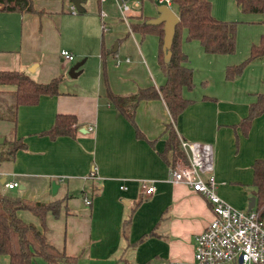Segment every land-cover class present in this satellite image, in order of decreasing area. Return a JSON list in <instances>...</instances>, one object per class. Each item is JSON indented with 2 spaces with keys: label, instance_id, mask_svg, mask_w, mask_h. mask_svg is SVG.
<instances>
[{
  "label": "crops",
  "instance_id": "crops-1",
  "mask_svg": "<svg viewBox=\"0 0 264 264\" xmlns=\"http://www.w3.org/2000/svg\"><path fill=\"white\" fill-rule=\"evenodd\" d=\"M106 2L84 0L80 13L70 11L72 0H33L35 11L0 9V70L30 74L34 65L31 76L47 82L66 75L69 63L63 62L60 51L68 49L84 60L81 84L97 86L95 92L86 89L89 92L80 96L60 90L58 95L41 96L37 104L19 106L13 139H22L26 147L0 164V188L39 201L67 196L69 210L51 221L49 237L56 245H65L78 264H199L193 238L211 220L212 208L205 196L187 184L171 181L172 166L161 155L169 137L167 126L173 123L180 138L212 144L217 192L233 206L242 205L254 189L253 163L264 158V112L252 119L248 129L241 124L260 92L230 85L223 93L193 97L184 87L183 95L192 102L175 120L162 97L142 99L134 111L136 127L110 102L107 86L116 94L127 95L163 84L166 77L158 59L159 36L147 33L156 36L147 44L146 35L116 20L120 18L116 0L112 1L114 7ZM101 9L109 13L111 30L101 26ZM135 9L129 15L138 21L154 17L135 14ZM121 39H130L126 42L130 50L108 61L107 53L119 52ZM116 40L119 46L112 52ZM187 45L182 41L190 57L192 49ZM90 60L97 63L96 82L87 80ZM238 76L228 79L235 81ZM0 89L15 86L0 84ZM58 113L76 116L80 126L75 136L53 139L41 134L54 124ZM93 170L95 177H89ZM3 178L18 181V191L17 187L6 188ZM143 178L153 180L154 195L143 194ZM53 181L58 184L56 193ZM78 190L81 197L70 194ZM85 196L91 197L90 204L85 203ZM18 214L41 227L31 211L20 209ZM0 264H10V256L0 254Z\"/></svg>",
  "mask_w": 264,
  "mask_h": 264
},
{
  "label": "trees",
  "instance_id": "trees-1",
  "mask_svg": "<svg viewBox=\"0 0 264 264\" xmlns=\"http://www.w3.org/2000/svg\"><path fill=\"white\" fill-rule=\"evenodd\" d=\"M180 16L171 46V57L164 60L163 23L149 24V18L132 22L131 27L142 35L147 33L159 36L160 49L159 64L166 80L158 88L149 86L140 88L136 93L116 94L107 86V97L136 127L134 111L142 99L162 97L175 120L180 113L192 102L186 98L182 90L191 89L193 82V68L188 65L189 57L182 48L183 30L186 29L185 39L198 40L208 53L229 54L236 50L237 24L235 21L222 20L212 14L211 0H171ZM243 12H264V0H236ZM0 9L35 11L33 0H0ZM264 56V31L258 43H253L248 58L239 64L227 67V78L232 79L240 75L246 65L255 58ZM62 76L54 77L47 82H40L30 74L18 70H0V84L14 85L15 89H0V119H9L16 123L20 105L37 104L43 95H58ZM264 112V93H258L257 99L250 104L249 114L242 119L241 124L248 129L252 119ZM79 122L72 113H58L54 124L41 132L55 139L60 135L75 136L79 129ZM169 137L165 150L161 153L169 165L174 166L179 155L180 137L173 123L167 126ZM137 134L142 136L139 128ZM6 154L0 155L3 160L13 159L19 148H25L22 139H13ZM252 196L256 197V209L260 217L264 218V158H257L253 163ZM66 197L50 201L28 199L19 195L4 192L0 188V254L10 256V264H35L37 258L47 264H78V258L66 252L65 245L58 246L50 239L51 221L65 215L69 208ZM20 209H27L35 214L41 227L21 218Z\"/></svg>",
  "mask_w": 264,
  "mask_h": 264
},
{
  "label": "built area",
  "instance_id": "built-area-1",
  "mask_svg": "<svg viewBox=\"0 0 264 264\" xmlns=\"http://www.w3.org/2000/svg\"><path fill=\"white\" fill-rule=\"evenodd\" d=\"M131 1L116 0L120 11V18L116 20H122L129 26V12L140 6L139 0L133 3ZM157 2L172 6L171 0H157ZM69 8L72 13L79 12L73 2ZM100 16L103 30H110L109 13L101 9ZM61 56L67 61L76 59L75 54L68 49H62ZM119 62L118 60L117 64ZM179 148L183 156L179 155L175 165L172 166L171 181L174 184H187L193 192L205 196L211 204L213 213L204 230L194 235L195 260L199 264H221L223 262L264 264V218L260 217L256 204L251 209H238L218 194L212 144L180 138ZM89 177H95L94 170L90 172ZM4 186L8 189L15 188L19 186V182L5 180ZM140 186L145 196H152L156 193V186L151 179H141ZM84 199L86 204L91 203V197L85 196Z\"/></svg>",
  "mask_w": 264,
  "mask_h": 264
},
{
  "label": "rangeland",
  "instance_id": "rangeland-1",
  "mask_svg": "<svg viewBox=\"0 0 264 264\" xmlns=\"http://www.w3.org/2000/svg\"><path fill=\"white\" fill-rule=\"evenodd\" d=\"M112 1L114 2V0H107L106 3L113 6L114 3H112ZM134 1L135 0H132L131 3H133ZM139 1L141 6L135 7L137 9H135V11L132 12H136L135 14H143L145 16L157 15L156 13L158 12V6L160 3H158L156 0H139ZM211 1H212V14L215 17L222 20L236 22L237 24L236 50L235 52L229 54H217V53L210 54L208 52H205L198 40H194L191 42L188 41V43H186L187 40L185 39L186 34L184 29L183 43L188 44L187 46H189L190 49H192L191 56L189 57L190 60L188 65L193 67L194 70V77H193L194 86L192 90L185 89L184 92H186L187 90V94L188 95L191 94L193 95V97L197 95H202L204 93L207 94L223 93L222 90H225L227 86L232 85L235 88L243 89L244 87H247L251 92L254 91V92L264 93V56L258 57L257 59L250 61L244 68L240 77L238 76L239 78L235 79V81L229 80L226 75L227 67L232 64H239L242 61H244L246 58H248L250 54V45L253 44L252 42L254 43L259 42L260 36L264 31V12H260V13L243 12L237 6L236 0H211ZM171 7L173 8L174 5L172 4ZM130 20L131 22H138L139 19L137 17L133 18L131 16ZM111 29L112 28H110V30ZM137 36L139 38L142 37L139 34H137ZM144 38L145 40H147V44L150 40H156L155 35H146L144 36ZM129 40L130 39H121L122 45L119 52H117L114 55L107 53V60L109 61L111 59H115L116 56L121 57L122 55H124L125 52L127 53V51L130 49H127L128 46L126 42ZM156 44L158 46V43ZM166 56L167 53L164 52V60ZM60 57L62 59L61 51H60ZM62 60L63 62L69 63L68 64L69 66L67 65L68 67H66L67 68L65 73L66 75L62 76L60 82V90L66 91L68 93L74 92L77 93L79 96L87 92L88 90L94 92L96 91L97 89L96 84L88 86V88H86L81 84L83 83L82 79L84 78L83 75L84 73L79 74L77 77H72L69 75L68 71L70 67L73 64H75L79 59L76 58L74 61H67L64 59ZM168 61L169 60H167V62ZM58 63L59 64L62 63L60 58L58 59ZM86 64H89L87 65L89 68L87 80L96 82L95 79L96 77L95 71L97 68L96 60L95 63L93 62V60H90ZM31 67H34V65H32ZM30 68H29V73L31 75ZM15 128H16V124L12 120L0 119V155L6 154L9 148L11 147L12 144L11 141L14 138ZM7 166L9 168L10 166L9 163H7ZM64 187H65V183L62 185V188L59 192L60 195L61 193L63 194L62 190ZM16 190L18 191V187L15 189V191ZM71 193L78 197H81L82 195V194L80 195L81 193L80 190H78L77 192L70 191V194ZM59 194L58 193L55 194L57 195L56 197H59L58 196ZM248 201L249 200L244 202L242 205H238L234 207L244 210L248 204ZM58 225H59L58 227L62 226V224L60 223H58ZM63 226L65 225L63 224ZM35 264H47V263L43 259L37 258Z\"/></svg>",
  "mask_w": 264,
  "mask_h": 264
},
{
  "label": "water",
  "instance_id": "water-1",
  "mask_svg": "<svg viewBox=\"0 0 264 264\" xmlns=\"http://www.w3.org/2000/svg\"><path fill=\"white\" fill-rule=\"evenodd\" d=\"M72 2L76 5L79 12H82L84 10V7L82 6V2L84 0H72ZM158 14L154 17H151L147 20V23L149 24H160L163 23L164 28V41H163V51L167 53V56L165 57V60H170L171 57V46L173 42V38L176 31V25L180 21V16L177 14V12L168 4H159L158 6ZM119 46V42L116 41L114 46L112 47V52L117 51ZM84 60H79L75 64H73L68 73L72 77H77L82 69L80 66L83 64ZM34 67H31L30 70L33 71ZM1 182H4V178L1 180ZM58 189V184L53 181L52 183V190L54 193H56ZM256 204V197L251 196L248 202V209H251Z\"/></svg>",
  "mask_w": 264,
  "mask_h": 264
}]
</instances>
